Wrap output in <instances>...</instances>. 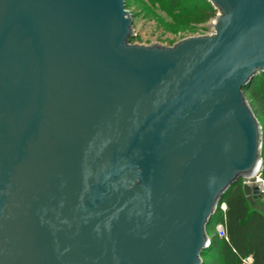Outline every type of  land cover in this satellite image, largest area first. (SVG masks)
<instances>
[{"label": "water", "instance_id": "95a60500", "mask_svg": "<svg viewBox=\"0 0 264 264\" xmlns=\"http://www.w3.org/2000/svg\"><path fill=\"white\" fill-rule=\"evenodd\" d=\"M208 1L163 46L125 0H0V264H203L229 193L264 194V0Z\"/></svg>", "mask_w": 264, "mask_h": 264}, {"label": "trees", "instance_id": "16d2710c", "mask_svg": "<svg viewBox=\"0 0 264 264\" xmlns=\"http://www.w3.org/2000/svg\"><path fill=\"white\" fill-rule=\"evenodd\" d=\"M125 0V5H126ZM159 4L172 17H187L201 9L206 17H213V7H201L203 0H150ZM246 99L261 126L262 136V168L260 171L264 186V73H259L252 80L250 87L244 90ZM226 204L225 218L219 210L213 217L217 223L223 221L227 239L213 234L209 246L203 250L206 258L203 264H242L243 259L250 256V264H264V214L250 206L238 184L223 200ZM213 223L212 225H215ZM208 227V228H209Z\"/></svg>", "mask_w": 264, "mask_h": 264}, {"label": "rangeland", "instance_id": "374dc122", "mask_svg": "<svg viewBox=\"0 0 264 264\" xmlns=\"http://www.w3.org/2000/svg\"><path fill=\"white\" fill-rule=\"evenodd\" d=\"M199 3L201 7H213L208 0ZM126 9L132 20V36L129 38V42L163 46H171L186 37L211 33L212 22L219 13L215 9L213 17H206V14L200 9L187 19L179 16L172 17L159 4L150 0H127ZM250 181L253 183V179ZM261 197L250 201V206L264 208V198ZM207 233L211 237L215 233V225L210 226ZM201 259L202 263L206 261L204 256H201Z\"/></svg>", "mask_w": 264, "mask_h": 264}, {"label": "built area", "instance_id": "2783aa9c", "mask_svg": "<svg viewBox=\"0 0 264 264\" xmlns=\"http://www.w3.org/2000/svg\"><path fill=\"white\" fill-rule=\"evenodd\" d=\"M253 183L258 184L260 186V188L264 190L263 180L261 178L260 173L254 177ZM225 209H226V204H225V202H222V204L220 205V212L222 213V219L223 220L225 218ZM215 234H217L218 237H220V238L227 239L223 221H220V222L215 224ZM251 260H252L251 257L248 256L245 259H243L242 264H250Z\"/></svg>", "mask_w": 264, "mask_h": 264}, {"label": "crops", "instance_id": "0c3cea01", "mask_svg": "<svg viewBox=\"0 0 264 264\" xmlns=\"http://www.w3.org/2000/svg\"><path fill=\"white\" fill-rule=\"evenodd\" d=\"M261 198H264V194L262 195ZM248 200H249V201H253V200H255V199H253V198H251V197H248ZM256 209L259 210L261 213L264 214V208H261V206H260L259 208H256Z\"/></svg>", "mask_w": 264, "mask_h": 264}]
</instances>
